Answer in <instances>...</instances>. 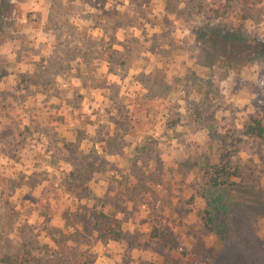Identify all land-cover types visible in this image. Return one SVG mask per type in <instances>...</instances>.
I'll return each instance as SVG.
<instances>
[{
	"label": "rangeland",
	"instance_id": "374dc122",
	"mask_svg": "<svg viewBox=\"0 0 264 264\" xmlns=\"http://www.w3.org/2000/svg\"><path fill=\"white\" fill-rule=\"evenodd\" d=\"M45 2L42 15L0 0V264L7 257L19 264H77L87 235L113 225L100 207L88 206L100 202L88 199L86 186L74 187L76 175L102 167L95 156H83L89 147L72 146L67 128L72 121L90 124L84 113L103 92L121 124L127 112L119 111L130 106L140 137L144 125L152 126L136 149V174L151 179L152 192L163 197L153 201L175 204L180 215L191 213L202 224L186 242L169 235L179 264H264V133L242 134L250 117L264 128V49L257 53L264 44V0ZM21 13L44 27L46 45L37 36L24 38ZM36 13L44 20L36 21ZM24 102L66 112L57 120L60 129L45 125L55 117L50 112L24 116ZM99 109L95 132L104 131ZM224 128L232 133L225 141ZM85 131L78 141L87 140ZM227 159L239 175L218 189L228 206V230L218 235L203 224V195L208 167ZM76 203L82 204L73 208ZM171 222L159 229L170 231ZM78 225L86 235L77 233Z\"/></svg>",
	"mask_w": 264,
	"mask_h": 264
},
{
	"label": "crops",
	"instance_id": "0c3cea01",
	"mask_svg": "<svg viewBox=\"0 0 264 264\" xmlns=\"http://www.w3.org/2000/svg\"><path fill=\"white\" fill-rule=\"evenodd\" d=\"M14 1L20 5L23 12H26L25 10L35 9L40 10V13L43 15V6L45 7L46 3L45 0ZM85 12L86 11H83V13ZM42 15H37V13L34 14L37 18L35 20H44V16ZM19 19L24 38L29 40L30 37L37 36L36 42L43 46L46 45V42L40 39L41 33L46 31L43 29L44 27L42 28L37 22L33 25L32 23L34 22L30 21L25 13H21ZM158 61L159 60L154 61L152 59L146 60L149 64ZM98 90L103 89L100 88ZM101 92L102 91H100V93ZM88 95L90 96L89 92ZM120 95L122 96V93H120ZM128 96L131 97L132 95L130 94ZM101 97V102L96 106H94L96 101L94 102L92 100L91 102V99L89 100V102L93 104L91 105L92 107L86 109L84 113L88 117L87 121L90 122V124L83 126L86 128L80 127L79 125L77 126V121L69 122V126H71L67 128L71 129L72 137L70 140L73 142L72 146L73 144H79V148L83 146L89 147L83 156L88 157L89 154L95 156V162L99 164V169L102 167V170H92L87 176H78L75 174L76 176L73 178V184L74 187L86 186L89 195L88 199L90 201L97 199V202H100V204L95 207L91 204L88 206L93 208V212L94 209L100 207L107 218L119 222L121 236H119L117 240H111L108 235H105V229H99V233H96L97 231L94 229L92 231L93 235H87L89 243L84 244V241L81 242L80 248H83V250L78 254L81 260L77 264H179L177 250L170 249L167 245L170 241L169 235L173 237L183 236L186 242L188 239L186 238L188 232L193 234L195 230L202 228V224L198 222L197 218L190 212L189 216H187L188 214L180 215L179 207L175 204L174 206L164 205L163 203L160 204L159 201H157V203L153 201L155 200L154 197L156 199H162L163 197L158 198L152 192L153 184H151V179H140L136 174V168H139V158L136 155V149L141 142L140 140L145 139L152 126L144 125L143 128L145 127V129L143 131L146 132L140 137L138 135L140 128L138 123L134 120L130 106H126L124 111H119L127 112L125 124H121L124 123V120L119 121V119H117L118 108L109 113L110 108L106 104V93H101ZM36 98L39 102L42 101L40 97ZM44 99H46V97ZM24 105L25 107L22 111L24 116L37 114L38 116L44 117L45 112H50L55 117L45 125L55 128L57 131L60 129L58 126L59 121L57 122V120L60 119V115H64L66 112L63 114L61 110L52 109L48 105L39 103H35L33 108H30V105L27 108L26 105L28 104H26V102H24ZM84 106H86L85 103L83 104V107ZM71 108L72 114H75L77 109L73 105ZM98 108L100 109L97 111H99V115H101L102 118L100 124L101 122L104 123V131L99 130L95 132L92 131L94 130L92 129L94 128L92 120L95 117V109ZM115 116L116 119L114 120L113 118H115ZM110 119H113V121ZM45 121H47V119ZM73 126L77 127L72 130ZM83 129L86 130L87 140L81 142L78 141L77 138L80 130ZM112 134H114V137H112ZM107 137H109V139H106ZM63 151L66 153L65 150ZM55 161L57 162V159H55ZM100 164H102V166H100ZM108 165L109 167H107ZM90 195L92 197H90ZM78 197L77 195V199L80 202H83L86 198L85 196L80 199ZM80 204L76 203L71 206L73 208H78ZM165 220L170 223H172L171 221L175 223V226L168 232L167 230H160L161 228L164 229ZM58 222L64 227L63 221L59 220ZM152 229L153 234L151 235ZM75 230L79 235L87 234L83 226L78 225L75 227ZM139 234H141L142 237H139ZM192 244H195V241ZM168 253L169 256H167Z\"/></svg>",
	"mask_w": 264,
	"mask_h": 264
},
{
	"label": "trees",
	"instance_id": "16d2710c",
	"mask_svg": "<svg viewBox=\"0 0 264 264\" xmlns=\"http://www.w3.org/2000/svg\"><path fill=\"white\" fill-rule=\"evenodd\" d=\"M264 49V44L261 45V49L257 50L258 54H261ZM147 52H150V49L147 48ZM65 116V115H64ZM60 117V116H59ZM62 120V118H60ZM252 123H246L243 130L244 136H257L262 137L264 133V128L261 125V122L258 119L250 117ZM30 122V121H29ZM29 122L27 124H29ZM26 124V123H25ZM27 126V125H26ZM224 141L232 137L229 129L224 128L222 131ZM236 142L241 143L242 139L236 137ZM230 159L227 161L219 162L217 164L210 165L208 167L209 176H208V187L207 192L204 193L203 197L206 199L207 207L204 210L203 224L206 228L216 234H225L228 230V223L225 219V214L227 213V203L219 193L218 189L224 185L233 184L229 181L232 177L239 175V166L230 164ZM104 214V213H102ZM103 217L107 219V216L104 214ZM106 233L109 239L117 240L121 233L119 231V222L113 220V225H107L105 228ZM5 264H19L17 259H12L7 257L5 259Z\"/></svg>",
	"mask_w": 264,
	"mask_h": 264
}]
</instances>
